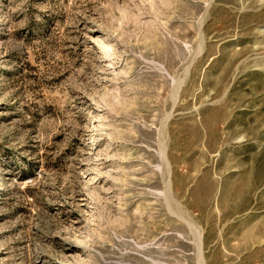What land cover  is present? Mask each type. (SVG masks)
<instances>
[{"label": "rangeland", "instance_id": "rangeland-1", "mask_svg": "<svg viewBox=\"0 0 264 264\" xmlns=\"http://www.w3.org/2000/svg\"><path fill=\"white\" fill-rule=\"evenodd\" d=\"M0 264H264V0H0Z\"/></svg>", "mask_w": 264, "mask_h": 264}]
</instances>
